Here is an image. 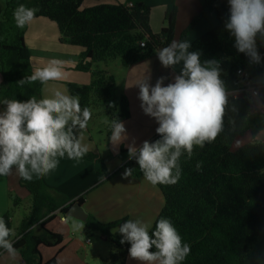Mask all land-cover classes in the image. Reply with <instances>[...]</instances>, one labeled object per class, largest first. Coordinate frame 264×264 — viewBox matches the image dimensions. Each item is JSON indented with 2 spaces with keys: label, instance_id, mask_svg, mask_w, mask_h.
<instances>
[{
  "label": "trees",
  "instance_id": "1",
  "mask_svg": "<svg viewBox=\"0 0 264 264\" xmlns=\"http://www.w3.org/2000/svg\"><path fill=\"white\" fill-rule=\"evenodd\" d=\"M198 1L201 10L179 41L187 40L201 20L216 13L218 26L196 39L189 51H199L202 62L212 59L221 62V78L229 92V109L224 117V131L214 142L206 143L203 148L194 147L190 159L187 153L180 157L179 181L174 185H156L165 204L149 234L160 218L170 219L182 242L190 246V253L182 264H264V255L256 248L264 231V142L255 140L264 131V82L261 81L264 43L257 38L262 61L250 64L248 57L237 51L234 37L225 28L228 0ZM20 4L37 10L34 19L46 18L56 23L62 43L82 49L75 69L90 73L92 80L89 85L69 83L68 91L79 97L81 108L88 107L91 112L102 102L112 120L129 119L130 103L124 94L119 95L116 78L98 64L120 60L123 67H129L141 63L154 57L156 50L168 46L175 37L176 7L166 13L162 31L155 34L150 27L151 8L140 2L131 6L99 3L84 9L83 0H0V108L3 110L5 100L42 99L44 83L18 82L33 73L31 53L25 41L27 24L18 28L13 17ZM142 42L144 47L140 45ZM241 69L244 75L238 74ZM251 88L259 89L260 102L251 100ZM233 105L237 112L231 111ZM118 109L117 115H113ZM92 118L93 112L88 125ZM247 134L254 141L233 151L234 142ZM158 139L159 135L150 142ZM117 158L123 163V170L134 169L132 177H144L136 161L128 158L127 149L122 148ZM79 160L103 161L91 152ZM20 185L30 194L32 209L9 239L23 264H58L56 258L44 262L40 252L41 247L57 248L64 241V236L50 230L48 225L58 212L66 215L75 202L83 206L91 190L72 200L47 187L43 177L34 176L30 182L20 177ZM14 200L16 206L21 203L17 196ZM12 215L8 211L3 216L10 229H13ZM124 222L126 219L105 224L88 214L84 222L87 230L98 232L110 244L111 253L101 264L127 263L130 244H121L123 237L113 233ZM5 252L0 248V255Z\"/></svg>",
  "mask_w": 264,
  "mask_h": 264
},
{
  "label": "clouds",
  "instance_id": "2",
  "mask_svg": "<svg viewBox=\"0 0 264 264\" xmlns=\"http://www.w3.org/2000/svg\"><path fill=\"white\" fill-rule=\"evenodd\" d=\"M228 4L225 28L234 37L235 48L248 57L250 64H260L262 57L257 38L264 43V0H228ZM36 11L20 4L13 12L16 26L23 28L30 23ZM190 47L189 40H173L156 50L164 68L175 69L182 63L173 82L165 86L167 77L161 76L153 86L149 75L135 84L139 87L143 112L159 125L156 133L160 139L145 140L139 147L133 140L127 145L128 158L136 161L144 178L152 185L176 184L181 176L180 157L187 153L190 159L194 147L203 148L224 131L229 92L221 78V62L215 59L202 62L201 53L189 51ZM62 78V62L53 59L48 66L37 68L32 75L18 82L40 81L43 84ZM261 81L264 82V77ZM251 95L261 101L259 89H252ZM4 104L6 108L0 112V176L10 175L15 168L22 179L30 182L34 176L39 179L48 175L65 155L79 160L88 152L77 130L87 127L92 112L88 107L81 108L78 96L56 90L50 98L37 100L32 97L23 102L12 99L5 100ZM231 111L238 109L233 105ZM110 127V141L114 146L128 139L122 121L113 119ZM196 167L199 169L201 165L198 163ZM133 171L126 168L124 177H131ZM84 226L73 222L71 228L79 232ZM150 228V224L139 219L127 220L120 225L118 231L123 237L120 243L130 244V258L139 264H182L190 253V246L182 242L170 219L160 218L151 234ZM12 235V229L0 218V248L15 257L18 251L9 239Z\"/></svg>",
  "mask_w": 264,
  "mask_h": 264
},
{
  "label": "crops",
  "instance_id": "3",
  "mask_svg": "<svg viewBox=\"0 0 264 264\" xmlns=\"http://www.w3.org/2000/svg\"><path fill=\"white\" fill-rule=\"evenodd\" d=\"M138 2L144 3L151 8L150 27L155 34L162 31L166 13L176 7L178 14L174 40L177 41H179L182 32L201 10L198 0H83L82 8H89L99 3H122L131 6ZM217 26V15L216 13H211L199 22L187 40L192 45L196 39ZM60 38L57 24L49 19L38 18L27 24L25 41L30 49L33 72L37 68L48 66L53 59L62 62L63 78L44 83L42 86V98L52 97L56 90L70 95L67 84L89 85L92 80L90 73L80 72L75 69L82 49L62 43ZM182 66L181 63L175 69L164 68L156 54L141 63L125 67L126 75H124L125 86L123 94L130 103L131 115L129 119L123 121L128 139L118 146H114L110 140L107 144L108 151L112 152L114 157L122 148L128 150L127 145L131 144L133 140L136 146L139 147L145 140L150 142L158 135L156 128L159 125L154 118L143 112L140 106L139 87L135 84L150 75V83L153 86L159 77H167L164 81L166 86L168 83L173 82L172 79L180 73ZM107 68L108 65H105L104 69L107 70ZM112 75L117 78L116 75ZM170 76L171 81H169ZM3 111L0 108V112ZM88 128L89 126L83 130H78V136L82 137V143L87 146L88 152L99 156L98 146L94 143ZM251 139L254 141L252 137ZM255 140L264 142V131L260 132ZM122 165L123 163L118 161L113 170H110L108 166H104L102 161L72 160L65 155L64 158L59 159L58 166L44 176L43 179L47 187L63 193L72 200H76L86 190H91L87 194L82 207L87 214H91L102 223L107 224L122 219H126V221L139 219L144 223L150 224L152 228L164 208V196L156 185H152L144 177L140 179L132 176L125 178L123 175L125 170L122 169ZM12 194L21 197L23 200L28 199L30 196L28 191L20 185V176L15 168H13L10 175L0 176V218H3L7 210H9V198ZM57 215L62 216L57 219ZM57 215L48 225V228L62 234L64 241L57 248H40L44 262L56 258L58 264H101L102 259L107 258V255H105L107 248L105 243L107 240L104 237H102L99 245H93L92 242L88 243L87 240L82 241L75 235H71L73 222L67 219L71 217L60 212ZM74 221L79 223L80 220L75 219ZM119 227L114 228L113 233L122 236L118 231ZM256 248L264 255V231L258 239ZM0 264H23V260L19 253L17 256L11 257L5 252L0 255ZM126 264H139V262L129 256Z\"/></svg>",
  "mask_w": 264,
  "mask_h": 264
},
{
  "label": "rangeland",
  "instance_id": "4",
  "mask_svg": "<svg viewBox=\"0 0 264 264\" xmlns=\"http://www.w3.org/2000/svg\"><path fill=\"white\" fill-rule=\"evenodd\" d=\"M98 65L101 68H104V66L106 64L99 63ZM107 65H108L107 71L110 74L112 73V74L117 76L116 80H117L118 86L120 87L119 88V95L123 94L124 86H125L124 75H126V68L122 66L120 60L111 61ZM106 109H107V107L101 102L100 105H98L97 107H95L93 109L94 111L92 110L93 118H92L90 124L88 125L89 126L88 129L90 130V134H91L92 138L94 139V143L96 144V146H98V149L100 152L99 157L103 160L102 162H103L104 166H106V167L108 166L110 168V170H113L114 166L117 165V162L120 160L119 158H117V155H119L120 152L115 154L116 157H114L112 152L108 151V149H107V144H108V142L110 140V136H111V134L109 135V132L111 129L110 124H111L112 119H111V116L108 114ZM117 112H119V109L113 115H117ZM251 137L249 134L247 136L238 138L235 141V143L232 145V150L235 151V150L239 149L242 145H244V143H246V144L250 143L247 141H252ZM14 196H17V195H13V198H9V210H7V212L10 211L13 214L12 215L13 235H15L17 228H19V226L21 225L23 218L26 215H28L32 209V202H31L30 196L26 200H23L21 197L17 196L21 199V203L17 206L15 205ZM57 216L58 217H56V218L60 219V217L62 215H57ZM67 219H68V221L77 222V221H74L75 219H73V218H67ZM79 223H83L85 225V223L82 221H79ZM55 224H57V223H55ZM72 234L75 235L77 238H79L82 241L87 240V241L92 242L93 245L94 244L99 245L101 240H102V236L98 232H89L87 230L86 225L79 232L74 233V231H72L71 235ZM105 245L107 246V248L105 250V255H107V257H108L111 253V248H110V244L108 243V241L105 243ZM100 246H102V245H100Z\"/></svg>",
  "mask_w": 264,
  "mask_h": 264
},
{
  "label": "water",
  "instance_id": "5",
  "mask_svg": "<svg viewBox=\"0 0 264 264\" xmlns=\"http://www.w3.org/2000/svg\"><path fill=\"white\" fill-rule=\"evenodd\" d=\"M68 217L78 219L85 222L88 219V214L85 212L84 208L75 202L66 214Z\"/></svg>",
  "mask_w": 264,
  "mask_h": 264
},
{
  "label": "built area",
  "instance_id": "6",
  "mask_svg": "<svg viewBox=\"0 0 264 264\" xmlns=\"http://www.w3.org/2000/svg\"><path fill=\"white\" fill-rule=\"evenodd\" d=\"M140 45H141L142 47H144V46H145V43L142 42ZM238 74H239V75H244V72L242 71V69H241V70H238ZM252 89H256V88H251V89H249V92H250V98H251L252 101H257V100L251 95V90H252ZM63 220H64V219H63ZM88 243H90V241H88Z\"/></svg>",
  "mask_w": 264,
  "mask_h": 264
}]
</instances>
